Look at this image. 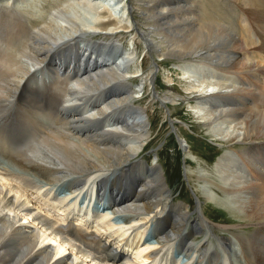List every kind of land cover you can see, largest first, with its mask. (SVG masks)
Here are the masks:
<instances>
[{
    "label": "bare ground",
    "instance_id": "bare-ground-1",
    "mask_svg": "<svg viewBox=\"0 0 264 264\" xmlns=\"http://www.w3.org/2000/svg\"><path fill=\"white\" fill-rule=\"evenodd\" d=\"M27 1L0 0V132L11 135L14 119H29L24 106L38 119L37 126L18 125L28 133L17 143L28 137L30 144L16 148L11 140L8 153L0 133V264H110L86 243L125 251L118 264H168L172 257L177 264H242L233 254L244 264H264V0H127L115 7L123 8L119 17L108 0H93L99 16L90 23L68 0H53L40 18ZM129 34L136 35L133 48L122 49L119 37ZM142 43L147 53L215 80L190 75L180 81L181 91L151 76L147 87L155 95L145 96L143 81V95L135 97L147 64L133 62L127 71L123 64ZM41 68V76L30 75ZM42 85V91L35 87ZM149 98L157 110L190 100L209 121L239 125L241 142L223 140L233 154L217 161V176L213 169L186 174L210 185L203 188L209 201L240 211L234 226L216 228L201 201L176 200L160 164L140 157L152 141V117L143 106ZM233 179L238 185L229 184ZM96 186L122 199L114 198L118 204L105 224V216L64 206ZM234 193L245 197L235 209L229 205ZM149 228L157 241L149 236L142 244Z\"/></svg>",
    "mask_w": 264,
    "mask_h": 264
},
{
    "label": "rangeland",
    "instance_id": "rangeland-1",
    "mask_svg": "<svg viewBox=\"0 0 264 264\" xmlns=\"http://www.w3.org/2000/svg\"><path fill=\"white\" fill-rule=\"evenodd\" d=\"M63 1L65 0H62V2ZM108 1L109 3L107 5L109 6L107 5L106 6L110 8L109 11L111 10L112 14L113 13L117 14V15L113 14L112 16L119 17L121 14L120 10L123 8L118 9L115 7L117 6L118 3L125 5V2L127 0H113V1L108 0ZM31 2L33 3V9L36 11V15H37L36 17L38 18L41 17L42 12L48 13L49 11H52L53 7L55 6L52 3L53 0H43L40 1V3L38 1L37 7H35L36 9L34 8L36 3L34 2V0H28L25 4L28 5ZM96 3L98 2L93 0H68V2H66L67 4L66 6H68L69 4L76 5L74 9L77 10L79 16H81L82 22H85L86 20L87 23L88 22L90 23L93 20L97 19L99 16L97 14V10L95 9L98 7ZM33 20L36 22L35 19ZM58 29H59L58 33H61L60 30L61 28ZM250 34L252 35L253 32ZM135 37H136L135 34H131V35L129 34L128 36L125 37L120 36L119 37L120 41L118 42V45L121 48L124 45V47H126L127 49L132 50L133 40ZM147 50L148 48L146 47V45L142 43V46L138 50V54L133 57L134 58L133 61L128 62L125 65L123 64V68L126 69L125 71H127L128 69L130 70V65L133 64V62H135V64L139 66L142 65V63L147 64L144 66L145 67L144 71L146 72V74L143 77V79L144 78L146 79L143 80L142 78H140L135 83L136 88L134 86L135 92L137 91V93L135 94V97L137 98L139 95L142 96L143 91L145 92V90L147 91L145 96L149 95L150 92L152 93V95H155L154 86H152L151 84L150 88L148 89L147 84H149L151 80L155 79L156 77L160 79V81L164 85V88H166L165 85L170 84L169 86H173V87L175 86L178 89L180 88L179 90L181 91L184 90L183 88L184 84H182V82L180 81L187 79V77H190V75H193L194 78H197V76H199L196 80L201 79L203 82H208L209 80L210 81L215 80L210 75H207L208 73L205 74L203 72L192 71V70L190 72L189 70L183 68L182 63H180L179 61L174 60L172 58L161 59L159 56H156V54L150 52L147 53ZM146 55L148 57L147 63L145 61ZM45 69L46 68L44 69L41 68L39 70L32 71L30 75L37 73L40 74ZM133 75L134 74L132 75L130 74V76ZM153 75H155V77ZM151 76L153 77L152 79ZM169 77L171 78L173 77V79L169 80ZM131 81L133 82V79H131ZM143 81H148V82H145L146 89L142 91L143 88L141 86L143 84ZM204 85L206 86V84ZM157 90L160 92L163 91L164 89L163 88L161 89L158 86ZM152 99L153 98L145 99L143 106L145 107V109L148 108L147 109L148 113L152 117L149 120L150 121L152 120V124H153L152 131L150 132V136L153 142L151 141L150 142L151 144L149 143L144 147V149L140 154V157L143 158V160L146 161L148 164H160L161 166L160 168L164 174V178L167 184L170 185L173 196L176 200L185 202L186 204L188 203V201H191L195 206H197V203L201 201L202 214L205 216V218L211 220L214 224H217L216 228L220 226L222 227L223 224L224 227L230 228L229 226H232L233 224H236L237 221H239L237 219L238 217H236L235 215L237 213H240V211L239 210L237 211L235 208L236 206L241 205V204L239 205L238 203H242L245 200V197H243L242 195H240L241 196L240 197L238 193L237 196L236 193H234L235 195L233 194L232 200H234L236 197L235 199L236 201L234 200L235 203H233L234 201L229 202V205H231L230 207H233V209L235 210L230 211L231 208L228 209L226 207L227 205L224 206L221 204L220 206L219 204H215L214 202L209 201V199H211L209 198V196H203V192L205 191L203 190V188L206 190H211L209 184H207L204 181H199L196 177L194 179H189L186 176V174L192 171L191 173H194L196 176H200L201 174L204 173L206 174L210 173L209 171L213 169L212 170L213 172L211 171V173H213L214 176H217L218 175L216 173L217 167H215L217 161H219V159L222 158L223 156L228 157L230 156V154H233L232 153L233 151L226 150V146L224 145L226 141L223 140L234 138L235 141L241 142V136H240L241 129L240 127H238L239 125L236 126L235 122L222 123L219 120L215 122H212L211 120L209 121L208 118L209 115L205 114L207 113L206 110L205 111L197 110V104L191 103L190 100L187 101L181 100L179 102H176L171 107V109H167L165 106L162 107V105H159L160 107V108L158 107V109L160 110L159 111L156 109L157 106L152 105L153 103ZM164 123L166 125H164ZM205 123H207V125ZM174 124H177L179 126V129H182L185 132V135H187L190 138V142L192 143L191 145L187 144V142L185 141L186 140L185 137L180 134L179 129L176 128ZM222 152H226V153H224V155H221ZM189 162H192V164H190ZM221 168H224L223 164L221 165ZM234 168L236 169V167ZM194 171H196L198 174L195 173ZM232 183L233 185L234 184L238 185L237 180L234 179L230 180L229 184ZM205 185L206 186L208 185L207 188ZM238 198L241 199L239 200ZM237 199L238 201L241 200L242 201L238 202ZM233 211L235 213H233ZM219 230L220 229L216 230L217 234L223 232L221 234L224 237L228 236L231 239H233V235H231V233H229L228 231H219ZM199 238L200 237L198 236L197 240H199ZM232 246L233 248H238V245L236 244H233ZM239 259L241 260V263L244 264L241 257L238 258V256L233 254L234 261L235 260L238 261Z\"/></svg>",
    "mask_w": 264,
    "mask_h": 264
}]
</instances>
